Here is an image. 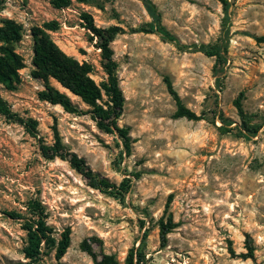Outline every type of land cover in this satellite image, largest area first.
<instances>
[{
  "label": "rangeland",
  "instance_id": "obj_1",
  "mask_svg": "<svg viewBox=\"0 0 264 264\" xmlns=\"http://www.w3.org/2000/svg\"><path fill=\"white\" fill-rule=\"evenodd\" d=\"M153 1L162 23L189 48L135 31L151 20L142 0H73L65 12L51 0H0V19L22 20L25 32L15 45L25 63L17 89L1 86L14 112L37 119L40 137L48 144L55 142L58 131L65 147L84 157L100 176L117 184L132 178L131 190L120 202L89 186L67 161L45 158L38 139L0 114L3 263L24 259L27 236L21 220L7 213L26 211V203L36 198L45 205L58 237L66 227L72 229L62 264H94L81 249L85 239L97 253L115 254L116 264H127L129 251L142 243L146 232L148 264H264V128L249 139L223 133L211 112L222 110L239 122L234 100L243 91L245 109L257 114L255 121L264 122V43L256 40L264 35V0H231L229 51L220 73L215 72V57L191 47L221 41L223 5L217 0ZM83 13L98 28L122 29L110 45L125 96L119 124L130 127L133 140L129 155L116 135L98 128L85 112L88 106L55 79L51 83L68 92L83 113L39 98L45 81L33 74L31 33L51 20L60 22L50 33L61 49L90 62L98 83L106 79L98 38ZM165 77L187 107L207 118H176ZM169 212L177 226L162 245L159 221ZM247 233L255 259L242 256ZM48 258L55 261L54 253Z\"/></svg>",
  "mask_w": 264,
  "mask_h": 264
},
{
  "label": "trees",
  "instance_id": "obj_2",
  "mask_svg": "<svg viewBox=\"0 0 264 264\" xmlns=\"http://www.w3.org/2000/svg\"><path fill=\"white\" fill-rule=\"evenodd\" d=\"M84 3H93L95 0H77ZM223 5L224 17L222 19L223 38L217 43L193 45L195 51H201L208 56L215 57V72L220 73L221 68L227 61L229 51V21L231 0H217ZM73 0H51V4L56 9L70 7ZM151 20L144 23L135 31L145 33H155L165 41L175 42L181 48H189L181 45L177 38L162 23V14L153 0H142ZM86 26L98 38L97 47L101 50V64L107 75L106 79L98 83L92 76L94 67L90 62L79 61L76 57L67 54L53 40L50 31L60 28L58 20L45 22L40 27L32 29L34 40L33 74L37 78L45 81V89L39 92L41 100L54 105H61L67 112L83 113L76 103L73 102L69 93L79 97L88 106L86 113H90L96 121L97 126L102 131L116 135L123 146V151L129 155L132 150V137L129 126H121L119 119L123 113L125 96L120 87L118 76V63L114 59V50L111 42L115 40L117 34L122 30L119 26L108 28H98L93 22L89 13L82 14ZM23 24L16 19H0V114L6 118L23 125L26 131L39 140L42 155L47 159L60 158L67 161L70 166L79 172L87 181V184L94 189L101 191L120 202H124L132 187V178L124 177L117 184L111 182L106 177L100 176L93 171L84 157L68 150L63 144L58 131H55V142L48 144L40 137L38 121L33 117H22L14 112L10 103L3 97L1 86L7 90L14 91L20 82V70L25 67L23 57L16 51L15 45L23 39ZM256 40L264 43V35L256 36ZM55 79L64 89L63 91L51 83ZM221 82L220 77L218 79ZM165 82L169 93L176 103V118L186 117L190 120L206 119V114H198L187 107L179 93L173 86L169 77H165ZM245 93L241 91L234 100V105L240 118L239 122L233 121L222 110L215 109L212 119L219 120V129L223 133H233L238 137L251 138L258 135L264 128V122L255 121L257 114L249 113L243 103ZM236 123L234 126L233 124ZM138 176V174H135ZM1 212V209H0ZM168 212V205L165 213ZM10 217L21 220L22 228L26 231V241L23 247L24 259L0 264H62V258L67 253L71 245L72 229L66 227L58 237L55 228L50 225L49 213L40 199H30L26 203V211H9ZM145 221H143L144 223ZM177 226L173 215L169 212L159 221L161 244L166 245L168 234ZM148 234L144 235L142 243L138 247H133L126 258L127 264H148L145 251V243ZM247 252L242 253L245 258L255 259V245L252 236L246 234ZM81 249L87 252L94 264H116L115 254L97 253L88 239L83 240ZM232 250V249H231ZM232 252H234L232 250ZM54 253L55 261H50L49 256Z\"/></svg>",
  "mask_w": 264,
  "mask_h": 264
},
{
  "label": "built area",
  "instance_id": "obj_3",
  "mask_svg": "<svg viewBox=\"0 0 264 264\" xmlns=\"http://www.w3.org/2000/svg\"><path fill=\"white\" fill-rule=\"evenodd\" d=\"M68 9V7L67 8H63V9H58V10H60V11H62V12H65L66 10ZM21 20V19H20ZM59 21V20H58ZM20 22H22V20L20 21ZM25 24V23H24Z\"/></svg>",
  "mask_w": 264,
  "mask_h": 264
}]
</instances>
